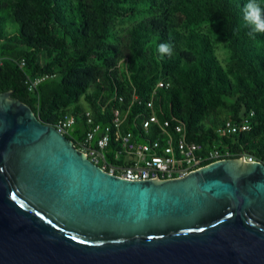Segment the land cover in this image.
Returning a JSON list of instances; mask_svg holds the SVG:
<instances>
[{
  "label": "trees",
  "instance_id": "trees-1",
  "mask_svg": "<svg viewBox=\"0 0 264 264\" xmlns=\"http://www.w3.org/2000/svg\"><path fill=\"white\" fill-rule=\"evenodd\" d=\"M245 3L0 0V93L10 90L47 124L74 114L72 138L87 129L85 111L105 124L118 108L125 113L122 131L141 134L142 116L153 110L205 149L264 163V33L249 37ZM162 42L173 45L172 55L158 53ZM41 76L28 90L26 79ZM159 81L169 86L158 87ZM244 116L249 130L216 132L224 121Z\"/></svg>",
  "mask_w": 264,
  "mask_h": 264
},
{
  "label": "water",
  "instance_id": "water-1",
  "mask_svg": "<svg viewBox=\"0 0 264 264\" xmlns=\"http://www.w3.org/2000/svg\"><path fill=\"white\" fill-rule=\"evenodd\" d=\"M0 264H264V163L122 179L1 92Z\"/></svg>",
  "mask_w": 264,
  "mask_h": 264
},
{
  "label": "built area",
  "instance_id": "built-area-1",
  "mask_svg": "<svg viewBox=\"0 0 264 264\" xmlns=\"http://www.w3.org/2000/svg\"><path fill=\"white\" fill-rule=\"evenodd\" d=\"M1 62L0 57V66ZM14 62L20 68L25 66L24 59H14ZM43 78H27L28 90H34ZM157 86L167 88L169 83L159 81ZM121 100L119 97V101ZM135 100L138 104L142 101L134 96L133 101ZM146 106L153 108L151 99L146 101ZM140 114L137 113L136 117ZM249 116H244L238 122L226 120L217 127L216 132L235 134L249 130ZM84 118L87 129L80 138L71 137L76 122L72 113L65 112L51 125L68 137L73 146L92 163L106 173L122 179L146 180L153 179L156 175L159 180L181 178L211 162L226 159L229 155L227 151L222 153L215 147L205 149L203 143L188 140L182 125L173 123L171 119L159 120L153 110L142 116L141 134L130 130L122 131L125 113L118 108L113 109L109 122L105 124L95 122L90 111L84 112ZM111 140L113 150H110ZM242 156L246 161L262 162L250 155Z\"/></svg>",
  "mask_w": 264,
  "mask_h": 264
},
{
  "label": "clouds",
  "instance_id": "clouds-1",
  "mask_svg": "<svg viewBox=\"0 0 264 264\" xmlns=\"http://www.w3.org/2000/svg\"><path fill=\"white\" fill-rule=\"evenodd\" d=\"M242 12L244 26L249 29L248 35L250 38L255 39V34L264 33V7H262L259 0H246ZM155 39H159L158 34ZM157 51L161 56H170L173 53V45L168 42L159 43Z\"/></svg>",
  "mask_w": 264,
  "mask_h": 264
},
{
  "label": "rangeland",
  "instance_id": "rangeland-1",
  "mask_svg": "<svg viewBox=\"0 0 264 264\" xmlns=\"http://www.w3.org/2000/svg\"><path fill=\"white\" fill-rule=\"evenodd\" d=\"M218 46V45H217ZM218 47H220L221 48V46H218ZM218 47L216 48V51H218Z\"/></svg>",
  "mask_w": 264,
  "mask_h": 264
},
{
  "label": "bare ground",
  "instance_id": "bare-ground-1",
  "mask_svg": "<svg viewBox=\"0 0 264 264\" xmlns=\"http://www.w3.org/2000/svg\"><path fill=\"white\" fill-rule=\"evenodd\" d=\"M244 159V158H243ZM246 161V159H244Z\"/></svg>",
  "mask_w": 264,
  "mask_h": 264
}]
</instances>
